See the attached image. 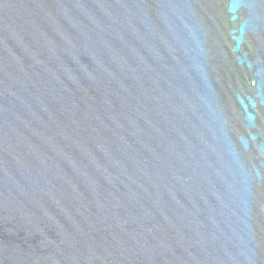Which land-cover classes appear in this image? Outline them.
Returning <instances> with one entry per match:
<instances>
[{"label":"water","instance_id":"obj_1","mask_svg":"<svg viewBox=\"0 0 264 264\" xmlns=\"http://www.w3.org/2000/svg\"><path fill=\"white\" fill-rule=\"evenodd\" d=\"M0 264H264V0H0Z\"/></svg>","mask_w":264,"mask_h":264}]
</instances>
